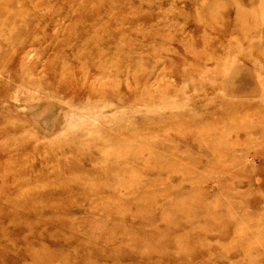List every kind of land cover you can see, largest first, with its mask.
I'll return each instance as SVG.
<instances>
[{
  "label": "rangeland",
  "instance_id": "obj_1",
  "mask_svg": "<svg viewBox=\"0 0 264 264\" xmlns=\"http://www.w3.org/2000/svg\"><path fill=\"white\" fill-rule=\"evenodd\" d=\"M0 264H264V0H0Z\"/></svg>",
  "mask_w": 264,
  "mask_h": 264
},
{
  "label": "bare ground",
  "instance_id": "obj_2",
  "mask_svg": "<svg viewBox=\"0 0 264 264\" xmlns=\"http://www.w3.org/2000/svg\"><path fill=\"white\" fill-rule=\"evenodd\" d=\"M93 49H95V50H96L97 48H96V47L93 45ZM102 89H103V88H102Z\"/></svg>",
  "mask_w": 264,
  "mask_h": 264
}]
</instances>
